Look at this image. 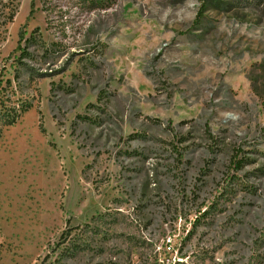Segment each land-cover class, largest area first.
<instances>
[{
    "label": "rangeland",
    "instance_id": "rangeland-1",
    "mask_svg": "<svg viewBox=\"0 0 264 264\" xmlns=\"http://www.w3.org/2000/svg\"><path fill=\"white\" fill-rule=\"evenodd\" d=\"M5 109L0 264H264V0H0Z\"/></svg>",
    "mask_w": 264,
    "mask_h": 264
},
{
    "label": "trees",
    "instance_id": "trees-1",
    "mask_svg": "<svg viewBox=\"0 0 264 264\" xmlns=\"http://www.w3.org/2000/svg\"><path fill=\"white\" fill-rule=\"evenodd\" d=\"M20 112H11L10 109L8 110H3V120H1V126H9L12 125L17 118H19Z\"/></svg>",
    "mask_w": 264,
    "mask_h": 264
}]
</instances>
